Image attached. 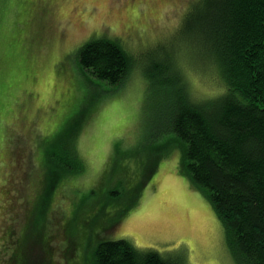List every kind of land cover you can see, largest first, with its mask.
<instances>
[{"label":"rangeland","instance_id":"obj_1","mask_svg":"<svg viewBox=\"0 0 264 264\" xmlns=\"http://www.w3.org/2000/svg\"><path fill=\"white\" fill-rule=\"evenodd\" d=\"M198 1L0 0V264L4 251L16 264H93L95 245L116 239L185 264H235L210 202L178 172L169 103L144 74L171 51L194 97L219 89L182 42L171 47ZM100 37L133 60L119 86L79 69L80 46ZM71 142L84 171L43 210L46 154Z\"/></svg>","mask_w":264,"mask_h":264},{"label":"trees","instance_id":"obj_2","mask_svg":"<svg viewBox=\"0 0 264 264\" xmlns=\"http://www.w3.org/2000/svg\"><path fill=\"white\" fill-rule=\"evenodd\" d=\"M179 31L181 39L171 47L182 42L191 67L208 74L219 89L194 97L171 51L144 67L152 92L169 103L167 131L181 150L178 172L210 202L234 263L264 264V0H199L184 13ZM77 62L85 76L110 87L121 85L133 66L126 49L105 37L80 46ZM61 150L46 154L43 210L64 179L84 171L75 142ZM165 154L154 153L148 174ZM4 253L5 264H16V255ZM92 259L93 264H185L125 239L100 240Z\"/></svg>","mask_w":264,"mask_h":264}]
</instances>
